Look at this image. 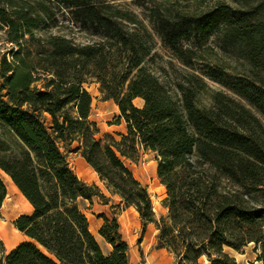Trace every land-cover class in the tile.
<instances>
[{"label":"trees","instance_id":"16d2710c","mask_svg":"<svg viewBox=\"0 0 264 264\" xmlns=\"http://www.w3.org/2000/svg\"><path fill=\"white\" fill-rule=\"evenodd\" d=\"M58 1L101 40L37 37L38 18L16 20L0 5L8 40L19 47L12 62L2 58L8 92L7 98L0 93V169L33 206L14 222L30 240L10 252L0 247V264H131L117 217L104 216L100 229L110 254L90 230L79 200L105 195L69 164L75 143L108 189L137 209L144 229L157 225V247L172 252L176 264H201L203 256L210 264H238L227 248L241 251L252 242L264 262V0H234L241 5L220 4L202 15L157 16L153 25L163 43L195 71L181 81L163 80L144 66L154 38L146 25L145 37L129 27L138 23L135 16L92 0ZM210 38L224 54L233 49L249 72H231L222 58L197 67ZM90 79L127 121L120 141L98 136L94 97L85 87ZM41 80L43 89L32 87ZM136 97L145 100L143 107L134 104ZM142 147L156 153L168 189L169 213L160 218L148 186L123 159ZM7 195L0 175V209Z\"/></svg>","mask_w":264,"mask_h":264},{"label":"rangeland","instance_id":"374dc122","mask_svg":"<svg viewBox=\"0 0 264 264\" xmlns=\"http://www.w3.org/2000/svg\"><path fill=\"white\" fill-rule=\"evenodd\" d=\"M100 5L112 6L114 10L130 13L139 21L138 23H127L130 28L134 29L138 34L146 36L147 26L148 31L154 38V46L152 55L144 61V66L152 70L157 76L163 80L181 81L183 76L189 72H195L194 69L187 67L172 51L163 43L161 36L154 29L153 20L157 16H183V15H202L209 10L217 7L220 4H231L239 6L234 0H92ZM0 5L6 9L8 16L20 20V16L29 18L33 15L38 18V25L32 27L34 34L37 37H48L52 34L63 35L71 38L80 44H89L101 40L98 35H94L92 30L84 28L80 23L76 22L71 13V9L66 7L64 3L58 0H0ZM142 22V23H140ZM6 27L0 22V93L7 98L8 86L5 84V77L2 70L4 67L2 58L6 54L8 61H13V50L19 47L16 43L8 40ZM30 35L25 38L30 39ZM30 43V42H29ZM202 57L200 61H196L197 67H204L211 63L214 59L222 58L231 72L248 73L251 69L247 62L234 54V50L230 49L224 54L214 38L202 44L200 50ZM233 55V56H231ZM11 74V73H10ZM214 89H222L221 85L209 81ZM44 81L41 80L32 85L43 89ZM85 87L93 95V110L91 119L96 121L100 132L98 136L105 138L106 134H110L117 141L122 139L121 132H128L127 121L123 117L119 105L113 99L104 100V94L101 92L100 83L96 79H90V82ZM208 94L203 93L202 99L207 102ZM134 104L139 105L138 101ZM48 126H51V117L48 115L46 120ZM74 147L67 151L68 161L77 175L89 184L97 185L105 195L94 196L92 199L80 198L79 205L83 212L88 217L90 227L94 235L100 242L104 252L110 254L112 247L107 244L106 240L101 236L100 229L105 222L104 216L110 218L117 217L119 222H123V226L128 228V237L125 239L130 244V262L131 264H147V252L150 255L152 249L159 248L158 234L159 229L155 223L147 229H144L139 212L134 206H126L122 198L118 194L112 193L107 183L101 179L100 174L86 161L80 152L74 150ZM126 164L132 169L135 177L146 184L151 193L152 204L157 218L166 216L169 213V207L166 200L169 196L166 185L162 182L158 175L159 160L155 152L141 148L138 154L133 159L124 158ZM0 175L8 186V195L0 209V247L10 252L20 243L30 240L24 233H20V237L15 243L8 244L1 236V231L5 229L10 237H15L17 227L15 220L22 214H31L33 206L28 202L24 195L11 189L12 180L3 170L0 169ZM122 232V227H121ZM144 237H146L145 242ZM154 238L151 246L148 247V239ZM167 249V248H166ZM168 250V249H167ZM228 252L234 256L238 264H264L259 260L261 253L260 246L252 242L243 250L238 251L233 248H227ZM169 251V250H168ZM168 253L165 252L162 259V264H171L168 259ZM174 257V256H173ZM172 260H174V258ZM156 260L150 257V262L153 264ZM201 264H210L207 256H203ZM160 262V261H159Z\"/></svg>","mask_w":264,"mask_h":264},{"label":"crops","instance_id":"0c3cea01","mask_svg":"<svg viewBox=\"0 0 264 264\" xmlns=\"http://www.w3.org/2000/svg\"><path fill=\"white\" fill-rule=\"evenodd\" d=\"M135 101H138L139 105H142V106H138V107H143V106L145 105V100H144L143 98H141V97H136V98L134 99V102H135ZM135 105H136V104H135ZM136 106H137V105H136ZM92 110H93V108H92ZM91 115H92V114H91ZM121 133H125V131H123V132H121ZM119 223H120V228L122 227V234H124V235L126 234V237H128V233H127L128 228H127V226H126V227L123 226V222H119ZM152 224H153V223H149L148 226H147V229H148L149 227H151ZM126 230H127V231H126ZM104 239H105V238H104ZM145 240H146V237H144V241H143V243L145 242ZM153 241H154V238H153V237H150V238L148 239V242H149L148 247L151 246V244H152ZM106 242H107V241H106ZM99 243H100V242H99ZM107 244H109V243L107 242ZM111 247H112V246H111ZM165 252L169 254V255H168V259H169V261H168V262H170L171 264H176V258H175V256H174V254H173L172 252L168 251L166 248H155V249H152L150 255H149L148 252H147V264H153V263L150 262V257H152L154 260H156L155 263L157 262L158 264H162L161 262H163V260H162V259H159V261H160V262H159V261H157V259H158V258H163ZM173 256H174V257H173ZM171 257H173L174 260H172Z\"/></svg>","mask_w":264,"mask_h":264},{"label":"bare ground","instance_id":"6f19581e","mask_svg":"<svg viewBox=\"0 0 264 264\" xmlns=\"http://www.w3.org/2000/svg\"><path fill=\"white\" fill-rule=\"evenodd\" d=\"M7 174V173H6ZM9 176V175H8ZM12 180V179H11ZM11 189H13L14 191H16V192H20V193H22L21 192V190L19 189V187L14 183V181L12 180V185H11ZM25 197V196H24ZM26 198V197H25ZM27 199V198H26ZM28 200V199H27ZM29 202V201H28ZM30 203V202H29ZM31 204V203H30ZM90 230L92 231V233L94 234V232H93V230H92V228L90 227ZM20 231L17 229V231H15V237L14 238H12V237H10L9 236V234H7V232L5 231V229H3L2 231H1V236L6 240V242L10 245V244H12V243H15L17 240H18V238L20 237V233H19ZM98 240V239H97ZM46 253H48L49 254V252L44 248V247H42L41 245H39Z\"/></svg>","mask_w":264,"mask_h":264}]
</instances>
